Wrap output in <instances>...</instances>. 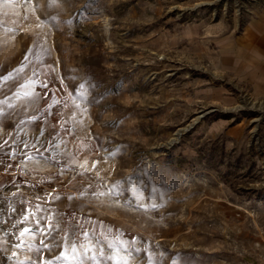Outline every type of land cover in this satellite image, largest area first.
<instances>
[{
    "label": "rangeland",
    "instance_id": "rangeland-1",
    "mask_svg": "<svg viewBox=\"0 0 264 264\" xmlns=\"http://www.w3.org/2000/svg\"><path fill=\"white\" fill-rule=\"evenodd\" d=\"M0 264H264V0H0Z\"/></svg>",
    "mask_w": 264,
    "mask_h": 264
},
{
    "label": "bare ground",
    "instance_id": "bare-ground-1",
    "mask_svg": "<svg viewBox=\"0 0 264 264\" xmlns=\"http://www.w3.org/2000/svg\"><path fill=\"white\" fill-rule=\"evenodd\" d=\"M173 140V139H172ZM172 140H170L172 142ZM170 144V142H168Z\"/></svg>",
    "mask_w": 264,
    "mask_h": 264
},
{
    "label": "water",
    "instance_id": "water-1",
    "mask_svg": "<svg viewBox=\"0 0 264 264\" xmlns=\"http://www.w3.org/2000/svg\"><path fill=\"white\" fill-rule=\"evenodd\" d=\"M174 140H172V142H173Z\"/></svg>",
    "mask_w": 264,
    "mask_h": 264
}]
</instances>
